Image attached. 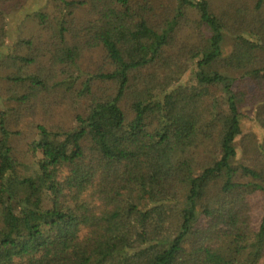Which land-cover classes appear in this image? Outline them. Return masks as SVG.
<instances>
[{
    "label": "trees",
    "instance_id": "1",
    "mask_svg": "<svg viewBox=\"0 0 264 264\" xmlns=\"http://www.w3.org/2000/svg\"><path fill=\"white\" fill-rule=\"evenodd\" d=\"M24 2L0 0V264H264V0H46L10 45Z\"/></svg>",
    "mask_w": 264,
    "mask_h": 264
},
{
    "label": "rangeland",
    "instance_id": "2",
    "mask_svg": "<svg viewBox=\"0 0 264 264\" xmlns=\"http://www.w3.org/2000/svg\"><path fill=\"white\" fill-rule=\"evenodd\" d=\"M46 0H25L23 5L8 15L7 20L9 23L7 43L10 45L14 41L26 38L33 30L36 29L39 21L37 12L41 9H45ZM47 6V3H46ZM189 75V73H188ZM0 105H2V100L0 98ZM243 119L242 125L244 132L253 134L254 139H258L264 135V130L257 125L254 121L255 109L253 106H246L242 109ZM66 120V119H64ZM36 136V134H35ZM26 163H30L26 161Z\"/></svg>",
    "mask_w": 264,
    "mask_h": 264
}]
</instances>
